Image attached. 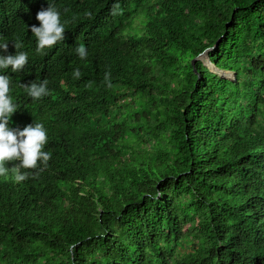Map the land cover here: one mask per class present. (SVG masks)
Masks as SVG:
<instances>
[{"label": "trees", "instance_id": "1", "mask_svg": "<svg viewBox=\"0 0 264 264\" xmlns=\"http://www.w3.org/2000/svg\"><path fill=\"white\" fill-rule=\"evenodd\" d=\"M0 40L29 57L9 127L51 153L0 177V264H264V0H0Z\"/></svg>", "mask_w": 264, "mask_h": 264}, {"label": "clouds", "instance_id": "2", "mask_svg": "<svg viewBox=\"0 0 264 264\" xmlns=\"http://www.w3.org/2000/svg\"><path fill=\"white\" fill-rule=\"evenodd\" d=\"M35 19L39 26H30L35 41V51L41 55L46 54L56 44L64 40L65 24L61 20V13L48 3L46 9L37 12ZM15 54H7L8 42L0 40V177L13 176L15 182L20 183L28 179V173L23 170L36 169L39 165L46 166L51 159V153L45 151L48 143L47 131L42 123H32L21 129L9 127L10 117L16 112L17 105L10 93V77L5 73L22 71L28 63V54L17 51L22 47L19 41L13 42ZM75 52L79 59L84 60L88 51L84 46H77ZM74 78H79V69H74ZM107 79V76H106ZM48 82L28 83L24 85L27 96L39 100L49 94ZM14 162L12 167L6 166Z\"/></svg>", "mask_w": 264, "mask_h": 264}, {"label": "water", "instance_id": "3", "mask_svg": "<svg viewBox=\"0 0 264 264\" xmlns=\"http://www.w3.org/2000/svg\"><path fill=\"white\" fill-rule=\"evenodd\" d=\"M202 55H204V56L207 58L210 67H211L214 71H216L217 73H219V75H222V74L219 72V70H216V68L210 63L209 58H208V56H207V51H205L204 53H202ZM197 58H199V57H197ZM195 60H196V58H194V59L192 60V64H194V61H195ZM228 73H230V72L228 71ZM232 74L234 75V73H232ZM222 76H224V75H222ZM225 77H228V78H229V76H225Z\"/></svg>", "mask_w": 264, "mask_h": 264}, {"label": "rangeland", "instance_id": "4", "mask_svg": "<svg viewBox=\"0 0 264 264\" xmlns=\"http://www.w3.org/2000/svg\"><path fill=\"white\" fill-rule=\"evenodd\" d=\"M199 58H200L201 60H203V62H204L207 66L210 67V65H209V63H208V60H207V58H206L204 55H200ZM230 76H231L230 78H232V74H230Z\"/></svg>", "mask_w": 264, "mask_h": 264}]
</instances>
